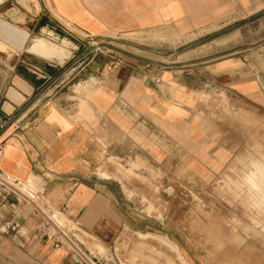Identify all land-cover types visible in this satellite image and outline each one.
Masks as SVG:
<instances>
[{"label":"crops","instance_id":"1","mask_svg":"<svg viewBox=\"0 0 264 264\" xmlns=\"http://www.w3.org/2000/svg\"><path fill=\"white\" fill-rule=\"evenodd\" d=\"M261 2L36 0L30 12L25 10V17L52 37L116 40L143 53L148 49L145 45L115 36L160 34L169 41L192 37L190 44L213 36L222 14L235 9L237 3L247 13ZM19 7L24 19V6ZM20 26L16 28L27 33L22 30L23 22ZM29 48V53L51 62L38 61L35 67L23 58L4 61L0 73V120L4 122L0 140L5 143L1 169L25 195L34 197L58 220L64 219L61 224L92 256L96 255L80 240L84 235L112 249L125 227L135 230L142 223L145 229L167 228L166 207L161 219L149 214L143 221L138 219L139 198L126 197L119 165L127 170L132 167L134 179L161 177L164 188L172 185L174 174L196 179L199 188L205 179L220 175L231 159L227 137H218L212 124L200 117L205 107L200 99L214 91L250 100L260 96L261 87L247 55L179 63L175 54H167L162 61L167 66H160L141 53H102L85 58L80 68L61 72L59 79L74 74L73 84L58 91L60 86L51 89L50 72L62 69L55 62L63 63L68 50L66 56L51 58ZM171 48L167 50H176ZM115 62L117 68L109 70ZM156 78L161 80L159 85ZM132 188L138 193L143 189L137 180ZM36 210L25 198L13 209L0 207V226L6 221L21 225L18 233H0V264H76L66 248L56 249L50 241L38 239L42 219Z\"/></svg>","mask_w":264,"mask_h":264},{"label":"rangeland","instance_id":"2","mask_svg":"<svg viewBox=\"0 0 264 264\" xmlns=\"http://www.w3.org/2000/svg\"><path fill=\"white\" fill-rule=\"evenodd\" d=\"M22 1L3 0L0 5V19L20 29L23 22L22 30L29 34L21 50L0 36V73L5 66L4 61L13 57L23 58L35 67L38 61L51 62L28 52L37 38L55 45H66L69 57L63 63L55 62L62 65V69L56 68L50 72L51 89L60 86L58 91L73 84L74 74L59 79L65 70L69 72L80 68L85 58L102 53H141L151 61H158L160 66H167L166 62H162L166 61L167 54H175L179 63L210 62L234 55L249 57L250 66L261 87L259 97L250 100L214 91L200 99L205 105L200 117L212 124L213 132L218 137L224 135L228 139L231 159L227 168L217 177L205 179V185H199V188L196 179H182L176 174L170 179L172 185L164 188L161 177L134 179L132 167L127 170L128 167L119 165L126 197L133 199L137 195L139 198L136 199L140 201L136 209L140 216L138 219L143 221L142 217L147 214L161 219L166 207V231H161L158 226L145 229L142 223L135 230L125 227L112 249L91 242L85 235L80 240L93 255L102 257L109 264H264V207L250 202L246 205L243 199L246 192L241 194L234 185L241 175L240 160H245L246 164L253 160L264 163V3L247 13L237 3L235 9L222 14L221 24L215 27L217 32L213 36L190 44L187 42L192 37L184 40L174 37L176 40L170 42L160 34L115 36L145 45L148 49L142 53L141 50L123 47L116 40L80 39L65 35L69 39L66 41L41 33L38 26L35 27L36 22L25 17V10L30 12L36 1L26 0L25 4ZM19 5L24 6V19L20 18ZM170 47L176 50H167ZM134 180L141 183L143 189L140 193L132 188ZM182 180L189 182V185L180 184ZM163 191L166 194H162ZM59 221L62 223L65 220ZM164 238L175 244L179 251L176 252ZM139 251L156 261L140 255Z\"/></svg>","mask_w":264,"mask_h":264},{"label":"built area","instance_id":"3","mask_svg":"<svg viewBox=\"0 0 264 264\" xmlns=\"http://www.w3.org/2000/svg\"><path fill=\"white\" fill-rule=\"evenodd\" d=\"M118 63H112L109 70H114ZM156 85L161 83V80L154 79ZM4 126V122L0 120V128ZM5 152V143L0 140V207L6 205L9 208H15L20 202H24V198L34 204L38 210L36 214L41 216L36 236L40 240L50 241L54 248H66L68 255L75 259L76 264H109L102 257H96L86 252L75 240L70 231L61 224V222L49 211L44 210L42 206L36 203L34 197L25 195L17 186V183L1 169V160ZM10 198L14 199L11 200ZM27 204V203H26ZM62 211V213H64ZM21 230V225L15 221H6L0 226V233L4 235L15 234ZM111 264V263H110Z\"/></svg>","mask_w":264,"mask_h":264},{"label":"bare ground","instance_id":"4","mask_svg":"<svg viewBox=\"0 0 264 264\" xmlns=\"http://www.w3.org/2000/svg\"><path fill=\"white\" fill-rule=\"evenodd\" d=\"M2 1L3 0H0V4L2 3ZM24 1L26 0H23L22 2L23 4H24ZM0 36L10 41V43L19 50L23 49L24 44L28 38L27 33L17 29L16 27L2 20H0ZM65 47L66 45L64 46L55 45L45 40H35L32 46L29 48V50L38 55L51 57V58L53 57L58 58L61 56L68 55L67 49ZM239 163L242 167V170H241V175L238 177L237 181L234 183L235 190L239 191L241 194L243 193L245 194L246 192V197L243 196V199L246 205H247V202H250L254 204H259L261 207H264V163L258 160H253L251 161V163H248V164L245 163V160H240ZM253 172H257L258 174V179H256L255 181L257 187L255 188L252 187V184L249 181V177L252 175ZM258 214L262 215L260 211H258ZM163 240H165L176 252L179 251L177 246L173 244L170 240L166 238H164ZM139 254L140 255L142 254L141 251H139ZM142 255H146V254L143 252ZM146 256L147 258H149V260L156 261V259H154L153 257L149 255H146Z\"/></svg>","mask_w":264,"mask_h":264},{"label":"clouds","instance_id":"5","mask_svg":"<svg viewBox=\"0 0 264 264\" xmlns=\"http://www.w3.org/2000/svg\"><path fill=\"white\" fill-rule=\"evenodd\" d=\"M256 179H258V174H257V172H253L252 175L249 177V181L252 184L253 188L257 187L256 182H255Z\"/></svg>","mask_w":264,"mask_h":264}]
</instances>
